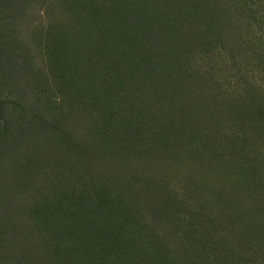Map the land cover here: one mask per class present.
<instances>
[{"label":"rangeland","instance_id":"374dc122","mask_svg":"<svg viewBox=\"0 0 264 264\" xmlns=\"http://www.w3.org/2000/svg\"><path fill=\"white\" fill-rule=\"evenodd\" d=\"M0 264H264V0H0Z\"/></svg>","mask_w":264,"mask_h":264}]
</instances>
